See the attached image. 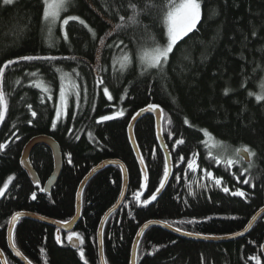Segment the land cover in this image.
I'll list each match as a JSON object with an SVG mask.
<instances>
[{"label":"trees","instance_id":"16d2710c","mask_svg":"<svg viewBox=\"0 0 264 264\" xmlns=\"http://www.w3.org/2000/svg\"><path fill=\"white\" fill-rule=\"evenodd\" d=\"M162 5L163 0H155ZM112 0H72L62 19L75 15L85 20L95 30L97 39L78 21L66 26L68 41L62 38L60 25L54 30V47L42 38L40 0H16L3 5L0 0V67L9 59L25 55H75L91 64L96 63L98 38L109 32L115 13L107 11ZM142 3V0H141ZM115 7V5H112ZM201 21L196 30L184 37L173 49L162 73L152 70L140 75L136 58V44L129 43L131 32L113 34L108 44L123 40L133 52V64L120 75L112 71V64L121 55L120 48L105 47L100 52V63L108 71L102 72L104 84L95 86L94 72L84 64L79 65L81 80L87 83V101L81 88L80 107H75L74 97L69 98L67 116L53 129L54 105L59 103V78L55 67L70 72L76 61L20 62L5 70V90L9 94V108L0 123V248L9 264H23L10 250L8 226L16 212H31L61 222L69 221L76 214L77 192L86 175L104 160H121L127 167L129 183L126 198L121 207L112 213L104 228V252L107 264H130L132 248L141 226L151 220L166 221L183 231L201 233L203 236L220 237L242 231L252 217L264 207V101L250 96L259 94L264 86V0H203ZM120 14L129 13L121 9ZM159 8L151 15L141 17L150 25L156 39L164 44L161 33ZM24 29V31H21ZM255 31L257 35L253 36ZM142 32L136 33L139 40ZM39 69L37 77L25 73ZM118 67V65H117ZM43 80L51 87L52 100L39 88L31 86L32 80ZM19 84H16V81ZM107 87L113 99L107 100L103 88ZM230 91L225 94V89ZM126 93V95H125ZM37 113L33 118L27 108ZM95 111H92V105ZM148 104L163 109V135L170 150L173 164L171 176L163 193L148 205L145 199L155 192L162 178L165 156L158 138L154 116L146 115L135 127V136L145 160L149 180L144 182L141 168L130 143L128 127L132 116ZM123 109L125 114L111 121L97 123L101 115H112ZM187 118L192 127L183 124ZM172 123L169 124L168 120ZM32 120L29 124L28 121ZM15 125V127H13ZM200 129L213 133L214 140L203 138ZM91 133V136H89ZM50 135L61 146L63 167L50 192L41 191L54 170L51 149L37 145L31 153V162L40 183L34 184L21 165V155L26 143L37 135ZM171 135V138L169 136ZM182 135L185 143L173 148V141ZM79 139H76V137ZM219 141L230 148L249 147L256 153L251 157L252 183L244 184L248 173L245 160L232 167L217 166L206 153L217 155L211 144ZM203 145V146H201ZM184 149V151H182ZM187 149L199 152L201 169L207 168L217 178L223 177L217 186L202 177V172L184 175L177 168V153L189 156ZM71 153L72 164H68ZM175 175L181 176L179 181ZM239 176V180L236 177ZM9 177H12L9 181ZM199 179V183L195 181ZM7 183V189L4 184ZM146 186L141 188L140 185ZM201 184L208 187L201 188ZM191 185V191L189 189ZM123 187V175L119 166L111 165L95 174L85 186L82 195L81 217L75 229L83 238L80 245L87 264H101L99 257L98 229L105 213L116 204ZM223 187L229 188L225 193ZM241 190L245 197L230 195ZM36 193V199L31 198ZM140 193V201L135 194ZM187 200V203L184 201ZM194 221L186 223V221ZM179 221H185L180 224ZM70 233V232H69ZM60 232L63 243L56 240L57 228L51 224L22 218L15 228L16 246L34 264H84L78 248L67 242V235ZM174 242V243H173ZM264 212L244 235L228 240L193 239L179 236L160 226H152L143 234L137 264H256L249 259L260 255L264 264ZM44 248V253L40 249ZM0 264L1 261H0Z\"/></svg>","mask_w":264,"mask_h":264},{"label":"snow or ice","instance_id":"6c2138e0","mask_svg":"<svg viewBox=\"0 0 264 264\" xmlns=\"http://www.w3.org/2000/svg\"><path fill=\"white\" fill-rule=\"evenodd\" d=\"M3 5H12L16 3V0H2ZM72 0H40V21H41V33L42 38H44L48 42L49 48L55 46L53 43L54 40V30L58 25L62 28V38L65 41H68V32L66 30V26L69 24V21H78L82 26L88 29L91 33L92 39L95 41L97 39V34L94 29H92L89 25H87L86 21L81 19L79 16L75 15H68L62 19V14L68 11V8L71 6ZM202 3L203 0H163L162 5H158L155 0H112V3L109 5L107 11L113 12L116 15L117 22L113 23L112 19H108V23L111 25L109 32H106L103 37L98 38L99 47L97 49V59L95 64H91L88 61L83 60L82 58H78L75 55L71 56H56V55H25L19 56L16 59H9L3 63V66L0 67V123L4 121L5 115L8 112L9 108V94L6 93L5 90V70L8 69L12 65H18L20 62H47L48 64H52V62L58 60L64 61H76L77 67L72 68L70 72L64 71L60 67H55L54 71L59 78V103L54 105V119L51 122V127L55 129L57 127V123L62 120V118L67 116V110L69 106V98L74 97L75 100V107L79 109L80 107V100H81V88H83L84 92V99L85 102L87 101V83L83 82V84L78 83L77 81L81 80V72L79 71V65L84 64L88 67V69L94 72V79H95V86L99 87L100 85L104 84L103 76L101 75L102 72L108 71V68H105L100 63V52L105 48H120L121 55L118 60H116L112 64V71L114 73H119L123 75L128 68L133 64V52L128 49V45L124 44L123 40H119L114 44H108L107 38L113 34L119 35L120 33H128L131 32L132 35L129 36V43L136 44L137 52L136 58L140 65V75L143 76L145 74H149L152 70H155L158 73H162L165 66L168 63L169 56L173 52V49L181 41L184 37L188 36L189 33L196 30L197 25L201 21L202 15ZM112 5H115L113 7ZM159 8L160 15H159V22L161 25V33L162 36L165 38L166 42L161 44L151 31L150 25L143 24L141 17L144 15H151L153 10ZM121 9L128 12L129 14L122 15L120 14ZM24 31V29H21ZM142 32L139 40L136 39V33ZM253 36L257 35L255 31L252 33ZM118 65V67H117ZM44 63H41L37 66L36 71H31L25 73L26 76L29 77H37L39 75V69L41 67H45ZM16 84H19V81H16ZM31 86L35 88H39L43 93L47 94V96H41L40 102L41 104L45 103V99L52 100L51 95V87L45 81L41 80H32ZM230 89H225V94H227ZM103 94L107 97V100H112L113 97L109 92L107 87L103 88ZM126 95V93H125ZM249 95H255V99L257 102L264 101V86L261 87V91L259 94L249 92ZM28 110L31 112V116L35 118L37 113L32 110V105L29 103L27 104ZM160 109V106L157 104H148L146 108H141L139 111L132 116V120H136L137 117L141 116L145 112L149 113H157V110ZM92 111H95V105H92ZM125 112L123 109H120L113 113L112 115H101L97 121V123L104 122V121H111L116 117L124 116ZM158 116L163 120V109H160L157 113ZM29 124L32 123V120L28 121ZM168 123L171 124L172 121L169 119ZM183 124L192 127L191 123L187 118L183 120ZM15 127V125L13 126ZM131 127V125H129ZM202 134L203 138H208V140L204 141V144H208L209 140H214L213 133H211L207 129H200L199 130ZM91 136V133H89ZM171 138V135L169 136ZM76 139H79L77 136ZM185 141L180 135V138L173 141V148L178 145H184ZM203 146V145H201ZM6 147L5 144H0V149H4ZM212 148L217 149V155L212 156L211 152L206 153L207 156L214 161V163L219 166L223 164L225 167H232L237 165L240 161L254 157L256 153L252 151L249 147L244 146L243 148H235L232 149L228 144L215 141L211 144ZM166 155L163 157V169H162V178L158 180V187L155 188V192L150 195L149 199H145L142 204L148 205L152 201L157 200V194L161 192L162 189L165 188L166 183L169 180L170 176H173L172 171L169 168L170 156L171 153H167V146L162 145ZM184 151V149H182ZM189 152V156L186 158L184 155L177 153V168H179L180 164L186 165L185 168H180L179 170L187 176L189 173H197L202 172V177L200 178H207L214 182L215 185L220 186L223 181V177L217 178L211 171L207 168L201 169L200 162H199V152L187 149ZM244 154H247L245 156ZM68 164H72L71 153L68 154ZM115 163V162H110ZM139 163L141 165H145V160L141 156L139 158ZM123 168V166H120ZM252 163H248L247 167L242 169V175L248 173L246 179L243 180L244 184H250L252 188H255V183H252L253 177L250 175V170L252 169ZM93 172L96 169L92 170ZM143 173V180L147 182L149 180L147 167L141 168L140 170ZM198 178L195 182L199 183ZM239 176L236 177L239 180ZM11 181L12 177L8 178ZM174 179L179 181L181 176L175 175ZM144 185H140L141 188L145 187ZM8 184H4V189H7ZM201 188L208 187L207 184H201ZM189 189L191 191V185H189ZM225 193H229L228 187H223L222 189ZM264 190V189H262ZM44 191V189H41ZM230 195L236 197H245L246 193L239 189L235 191H231ZM4 196V190L0 189V197ZM31 198L35 200L36 193L33 192ZM135 198L137 201H140V193L135 194ZM187 203V200L184 201ZM21 212H16L14 215L11 216V220L9 221L10 229L9 235L12 238V247H16V242L14 238V229L15 224L20 220L22 217ZM253 220H256L257 217L253 216ZM194 221H186V223H193ZM155 223V222H149ZM165 227L173 228L172 224H168L166 221H160ZM178 223L183 224L185 221H179ZM148 224L144 225V229L148 228ZM3 227V225H0ZM144 229H141L143 232ZM174 231L181 233V235H188V236H197L203 239H211L214 237L203 236L201 233H193L183 231L181 227H175ZM242 234V233H239ZM238 234V235H239ZM100 236H103V233H100ZM56 240L58 243H63L64 241L61 240L60 230L57 229V236ZM67 242L73 248H78V255L79 257L84 260V264H87V260H85V252L80 245L83 244V238L78 232H70L67 235ZM174 243V242H173ZM101 246L103 245V239L100 240ZM136 248H139V245H136ZM261 248H264V245H261ZM44 248L40 249L41 253H44ZM16 256H22V253L17 251ZM27 259L26 257L24 258ZM249 259L254 260L256 264H262L260 255H253L249 257ZM27 264H31V261H28Z\"/></svg>","mask_w":264,"mask_h":264},{"label":"water","instance_id":"95a60500","mask_svg":"<svg viewBox=\"0 0 264 264\" xmlns=\"http://www.w3.org/2000/svg\"><path fill=\"white\" fill-rule=\"evenodd\" d=\"M160 109H161V107H160ZM160 109L157 110V113L159 112ZM157 113L145 112L141 116L137 117L136 120H131V122L129 124V125H131V127H128L130 143H131V146L133 148V151L135 153V156H136V159L138 161V164H139L140 168H144L146 166V163H145V165H141L139 163V158L142 156V153H141V150L139 148V145H138V142H137L136 136H135V127H136L137 123L139 122V120L141 118H143L146 115L154 116L155 121H156L157 138H158L159 144H160L161 148H162V145H166L167 146V143H166L164 135H163V120H161V118L158 116ZM39 144L47 145L51 149L52 154H53L54 170H53L52 174L50 175V177L48 178V180L46 181V183L44 185V191L45 192H50L52 187L57 182V180H58V178L60 176V173L62 171V167H63V155H62L61 146L58 143V141L55 138H53L52 136L45 135V134H41V135H37V136L32 137L26 143V145H25V147L23 149L20 161H21L22 167L28 173V175H29L30 179L32 180V182L34 184L40 183L41 181H40L39 175H38L37 171L35 170L32 162H31V158H30L33 149ZM162 150H163L164 154L166 155V153H165L163 148H162ZM167 153H170V150H169L168 146H167ZM244 155L247 156V154H244ZM245 161L248 163V162L251 161V158L245 159ZM110 162H115V163H110ZM111 165H116V166H119V167L121 165L123 166V168L120 167L121 170H122V175H123V187H122V192H121V195H120L118 201L116 202V204L114 206H112L105 213V215L103 216V218L101 220L99 229H98V243H99L100 262H101V264H107V261H106V258H105V252H104V228H105V225H106V221L110 217V215L112 213H114L115 211H117L121 207V205L123 204V202H124V200L126 198V195H127V189H128V183H129L128 169H127L126 165L121 160H115V159L114 160H104V161H102L101 163H99L97 166H95L93 168V169H96L95 172H93L92 171L93 169H92L86 175V177L81 182V184L79 186V189H78V192H77V211H76V214L70 221L61 222V221L54 220V219H51V218H48V217H45V216H42V215H39V214H34V213H31V212H23V211L21 212L23 215H22V217L20 219H22V218L36 219V220H39V221H42V222H45V223H48V224H51V225L55 226L57 229L60 230V232L61 231H64L66 233L71 232L72 230L75 229V225L77 224V222H78V220L80 219V216H81L82 195H83V191L85 189V186L87 185L89 180L95 174H97L103 168H105L107 166H111ZM169 168L173 172V164H172V157L171 156H170ZM147 172H148V170H147ZM142 175H143V173H142ZM170 178H171V176L169 177V180H170ZM169 180H168V182H169ZM168 182L166 183V186H167ZM166 186H165V188H166ZM164 189H162L161 192L157 194V198L163 193ZM263 212H264V207H262L254 216H256L257 219H258ZM256 220L251 219L249 221L248 225L245 227V229H243L242 231H239V232H237L235 234L228 235V236H222V237H214V238L206 239V240L221 241V240L233 239V238H236L238 236L244 235L245 233H247L251 229V227L256 222ZM18 222L15 224V228H16V225L18 224ZM149 222H155V223H149ZM159 222L160 221L151 220V221H148V222L144 223L141 226V228H140V230H139V232H138V234H137V236H136V238L134 240V243H133V250H132V257H131V263L130 264H137L138 249L136 248V245L140 244L142 235L145 233V231L148 228H150L152 226L163 227L166 230H169V231H171V232H173V233H175V234H177L179 236H182V237L193 238V239H203V238L197 237L195 235H193V236L181 235V233H178V232L173 230L175 228L174 226H173V228L165 227L162 224H160ZM145 224L149 225L148 228H146V229H144V225ZM9 229H10V225L8 226V244H9L11 252L15 256H16V252L17 251L21 252L22 256H16V257L23 264H27V262L31 261V260H29L17 246L16 247H12V238L9 235ZM141 229H144L143 232H141ZM101 232L103 233L102 237L100 236ZM14 233H15V229H14ZM239 233H242V234H239ZM101 238L103 239V245L102 246L100 244ZM262 250H263V253H264V248H262ZM25 257L27 258L26 260L24 259ZM0 261H1L2 264H9L8 260H7V257H6L4 251L1 248H0ZM31 264H34V263L31 261Z\"/></svg>","mask_w":264,"mask_h":264},{"label":"bare ground","instance_id":"6f19581e","mask_svg":"<svg viewBox=\"0 0 264 264\" xmlns=\"http://www.w3.org/2000/svg\"><path fill=\"white\" fill-rule=\"evenodd\" d=\"M131 122V121H130ZM46 183V182H45ZM45 185V184H44ZM44 189V188H43ZM76 211H77V206H76ZM81 211H82V207H81ZM35 214V213H34ZM75 216V215H74ZM81 217V216H80ZM72 219V218H71ZM70 219V220H71ZM69 220V221H70ZM108 220V219H107ZM79 221V220H78ZM155 221H159V220H155ZM66 222H68V221H66ZM107 222V221H106ZM169 224V223H168ZM100 226V225H99ZM163 228V227H162ZM245 229V228H244ZM73 231V230H72ZM137 236V235H136ZM143 236V235H142ZM226 236H228V235H226ZM215 237V236H214ZM220 237H222V236H220ZM136 238V237H135ZM132 250H133V248H132ZM5 253V252H4ZM6 255V254H5Z\"/></svg>","mask_w":264,"mask_h":264}]
</instances>
